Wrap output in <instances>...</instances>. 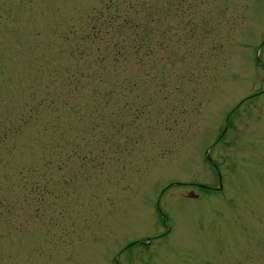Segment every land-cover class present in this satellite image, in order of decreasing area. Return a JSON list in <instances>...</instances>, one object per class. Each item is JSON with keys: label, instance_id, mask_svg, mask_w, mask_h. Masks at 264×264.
<instances>
[{"label": "rangeland", "instance_id": "1", "mask_svg": "<svg viewBox=\"0 0 264 264\" xmlns=\"http://www.w3.org/2000/svg\"><path fill=\"white\" fill-rule=\"evenodd\" d=\"M0 264H264V0H0Z\"/></svg>", "mask_w": 264, "mask_h": 264}]
</instances>
